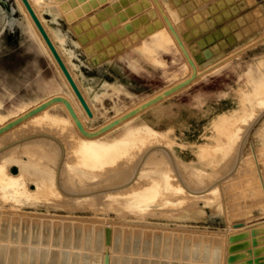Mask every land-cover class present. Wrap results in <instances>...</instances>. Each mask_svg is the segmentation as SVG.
<instances>
[{
    "label": "rangeland",
    "instance_id": "obj_1",
    "mask_svg": "<svg viewBox=\"0 0 264 264\" xmlns=\"http://www.w3.org/2000/svg\"><path fill=\"white\" fill-rule=\"evenodd\" d=\"M157 1L195 66V78L124 119L122 124L119 122L120 125L113 126L115 128L107 129V136L115 135L124 127L133 130L135 136L132 134L131 139L138 143V147L135 145L132 150L134 144H130L120 148L118 153L114 151L104 163V168L99 170L85 167L80 156L70 154L68 159L72 160L74 156L79 164L69 161L74 166L65 168L67 170L63 168L67 172L61 173L62 182L58 174L63 144L58 137L59 142L48 136H35L48 137L59 146L55 184L65 196L61 199L51 192H43L36 185L42 177L50 183L54 159L44 162L45 159L38 155L33 158L22 155V176L33 192L27 200L16 204L11 200L3 203L6 210L2 213L3 218L7 223L14 219V223L17 222L15 231L22 237L11 243L30 250L38 248L37 257L51 252L57 256L60 255L58 252L73 255L74 249L78 251L80 248L70 242L80 238L84 240L82 226L97 222L100 225L106 220L109 224L112 222L113 242L125 249L114 251L115 264L122 258L126 264H209V260H212L210 264H220L222 248L227 255L224 264H264V0ZM28 2L78 89L85 94L88 108L99 107L101 102L104 109L94 123L83 120L86 111L73 94L43 38L34 33L33 21L21 0H0V96L3 99L0 111L3 113L14 105L16 99L39 105L43 99L47 101L61 96L68 100L84 129L93 132L98 125L99 128L107 124L192 73L191 65L153 0ZM46 109L71 120L65 122L64 131L67 128L78 130L63 102L54 101ZM76 135L81 136L79 131ZM138 137H142L144 143L151 140L150 144H154L156 139L167 143L165 147L156 145L150 148L149 156L142 160L145 164H142V173L134 183L140 187L146 181L149 185L154 181L158 185L156 187L152 183L154 189L151 185V191L155 192L151 201L140 207L132 205L128 196H123L125 194L110 196L112 199L117 196L116 204L114 199L105 198L103 191L90 196L93 200L96 195L94 202L89 197L77 200L75 194L68 195L67 190L80 192L123 183L133 169L131 167L141 145L147 143L137 141ZM73 141L71 144L75 145ZM19 143L16 142L18 146L12 148L14 152H19ZM128 147H131L130 153L127 152ZM0 157V162L11 173L20 172L17 160ZM169 163L171 166L177 163L183 180L179 183L185 189L188 187L187 190H198L211 184L218 187L204 195L208 198L203 196L199 200H196L197 196L194 199L191 193H185L189 196H186L187 200L183 191L179 193L181 189L172 194L170 189L165 190L161 178L164 170L172 171ZM100 169H104L102 173ZM71 175L74 179H81L74 182ZM66 176H70L74 184L69 185L70 180ZM63 178L69 182L66 184ZM215 178H221L220 182ZM175 180V183L171 182L173 180L170 183L176 185L178 181ZM62 186L68 189L65 191ZM120 188L123 189L119 187V191ZM134 233L138 236L133 238ZM177 233L188 236V246L197 238L204 245L192 252L183 247L184 250L169 249L170 245H175L171 241ZM227 235L230 239L223 247L222 237ZM65 237L69 243L65 242ZM166 239L168 242L165 243ZM56 240L60 243L55 244ZM131 241L138 246L139 253H131ZM166 251L169 254H165ZM181 252L189 254L188 257L179 259ZM92 253H96V248L91 250ZM57 258L54 259L56 262L62 259ZM48 259L45 260L47 264ZM136 259L140 261L136 263Z\"/></svg>",
    "mask_w": 264,
    "mask_h": 264
},
{
    "label": "bare ground",
    "instance_id": "obj_2",
    "mask_svg": "<svg viewBox=\"0 0 264 264\" xmlns=\"http://www.w3.org/2000/svg\"><path fill=\"white\" fill-rule=\"evenodd\" d=\"M22 2V1H21ZM23 4V3H22ZM59 7V6H58ZM26 9V8H25ZM36 14V13H35ZM74 15V14H73ZM39 18V17H38ZM31 19V17H30ZM32 20V19H31ZM40 20V18H39ZM32 22V21H31ZM41 22V20H40ZM42 24V23H41ZM32 26H33V29H34V33L40 38L42 37L39 33V31L37 30L36 26L34 23H32ZM44 27V25H43ZM46 31V30H45ZM45 42V41H44ZM47 45V44H46ZM48 47V46H47ZM152 60V59H151ZM156 62V61H155ZM112 90V88H111ZM80 91V90H79ZM73 92V90H72ZM253 92V91H252ZM81 95L83 96L84 100H85V94L83 92H81ZM110 93V92H109ZM249 93V92H248ZM247 93V94H248ZM74 94V92H73ZM253 94V93H252ZM75 95V94H74ZM76 96V95H75ZM255 96V95H253ZM263 96V95H262ZM248 97V95H247ZM251 97V96H250ZM98 98V97H97ZM245 98V97H244ZM260 98V97H259ZM76 99L79 101V99L76 97ZM247 98H245V101H246ZM100 101V99H98ZM264 100V99H262ZM46 100H41V103L45 102ZM257 101V100H255ZM80 102V101H79ZM12 103V102H11ZM10 103V104H11ZM253 103H254V99H253ZM257 103H261V102H257ZM2 104H3V99L2 97L0 96V107H2ZM256 104V102L254 103ZM99 107H94V106H91L89 108V110L91 111V115H88L86 113V116L84 117V121H90L89 123H94L95 121V118L97 117V115L101 112H103V104L100 102L99 103ZM133 105V104H132ZM252 105V104H251ZM10 106V105H9ZM38 106V104H35V103H28L26 101H23L22 99H16V102L14 101V105H12L10 108H7L5 106L6 111H4L5 113H3V111L1 112L0 111V125H4L6 124L7 122H9L10 120H13L14 118L24 114L25 112H27L28 110L34 108ZM47 107V106H46ZM46 107H44L43 109L39 110L38 112L30 115L29 117L23 119L22 121H20L19 123L15 124L14 126L10 127L9 129L5 130L3 133H0V148H2L3 146L7 145L8 143H11L13 141H17L21 138H26L27 136H32V135H37V134H44V135H51L53 137H58V139L61 141V143L63 144V158H62V164L60 165V169H59V177L61 179V175L63 174L62 172H65L63 170V168H68V167H71L72 166V163L76 162L79 164V162L75 161L74 160V156H73V159H68L69 158V155L70 154H76L78 156L81 157V160L80 162L83 163L85 165V167H89L91 170L94 168H102L104 166V163L108 161V158H110L113 154L114 151H117L118 153V150L120 148H123V147H126L127 145H132L134 144V146L131 147H128V150L129 148H131L132 150L134 149L133 147H135V145H137L136 147H138V143L134 140L131 139V135L134 134L135 136V132H133V130H128L129 128L127 127H124L122 128L120 131H118L115 135H111V136H107V134L109 132L107 131H104V132H107V133H103V135H95V136H85L83 134L80 135H76V131H79V130H76L75 128H67L65 129L64 131V125H65V122H70L71 120L64 117V116H60V115H57V114H53V113H50L47 111ZM115 107V105H114ZM117 107V105H116ZM128 109V108H127ZM117 110V109H116ZM119 110V109H118ZM126 110V109H125ZM120 112V111H118ZM127 112V110L125 111ZM121 114L123 113V111L120 112ZM120 114V115H121ZM116 115V114H115ZM114 115V116H115ZM118 115V114H117ZM113 116V117H114ZM119 116V115H118ZM116 117V116H115ZM112 119V118H111ZM110 120V118H109ZM108 120V121H109ZM129 120V119H128ZM156 120V119H155ZM123 122V121H122ZM122 122L120 124H122ZM157 122V121H156ZM147 123V122H146ZM153 123V122H152ZM86 124V123H85ZM106 124V123H105ZM120 124H117V125H120ZM149 124V123H147ZM220 124V123H219ZM88 125V124H86ZM152 125V124H151ZM94 126V125H93ZM93 126H88L89 128L93 127ZM99 126V125H98ZM98 126H97V129H98ZM101 127V126H100ZM99 127V128H100ZM115 128V127H113ZM117 128V127H116ZM155 128V127H154ZM96 129V127H94V130ZM112 129V128H111ZM157 129V128H156ZM157 131L156 133H159V130H156ZM237 131V130H236ZM92 132V131H91ZM141 132V131H140ZM101 133V134H102ZM164 133V132H163ZM78 134V133H77ZM141 134H143L141 132ZM150 134V133H149ZM162 134V132H161ZM138 135V134H137ZM78 138H76V137ZM35 137V136H33ZM38 137V136H37ZM45 137V136H44ZM78 141H76V139ZM143 137H147V136H143ZM157 137V135H156ZM165 137V136H164ZM50 138V137H49ZM48 137L47 138H43V137H39V138H34V139H25L23 141H21L19 144H20V149H19V152H14L13 151V147H17L18 144H14V145H10L8 146L7 148H5L3 151L0 152V156H7L10 157L11 160H14V161H18V167H19V171L18 173L14 174V173H11L8 169H6V165L2 162H0V264H47V262L45 260L48 259V264H102V256L104 254V250L105 248L107 247L108 248V253H109V264H115L114 263V251L118 250V249H121L122 251H124V247L121 248V245L115 244V242H113V236H115V232L113 233L112 231V222L111 224L108 223V221L106 220H103V224H98L99 222H97V224H87V225H84L82 226V230L84 231L85 233V237H84V240H78L76 239V241H72L70 242L71 245L74 244V246H77L79 247L80 249L77 251L76 249H74L75 251L77 252H72L74 253L73 255L71 254H67V253H59L60 255L57 256V254L55 255V253L51 252L50 254H42V256H39L37 257V254L38 253V248H35L34 250H30V249H26V248H20L19 246H15L14 244H12L11 242L13 241H18V239L22 238L21 236H19V232L15 231L17 230V222L14 223V219H10V223H7L8 221H6L5 217L3 218V215L2 213L5 212L6 210H4V206H3V203L7 200H11V202H14V204L18 203V202H21L23 200H27L28 198H30L33 190L32 189H29L28 186H27V181L26 179L22 176V167H23V164L20 163V160H22V155L25 157V158H30L32 156L36 157V155L40 156L42 158L45 159L44 162H50L51 159H54V162H52L53 165H51V173H52V179L50 181V183H48L43 177L40 179L39 182H37V187L40 188V190H42L43 192H46V193H50L51 195L52 194H56L57 196H61V199L65 196L64 194H62L56 187V184H55V172H56V163H57V157H58V154H59V146L57 145V143H55L52 139H49ZM74 138V139H73ZM142 138V137H141ZM141 138H137L139 142H143V138L141 140ZM150 138V137H149ZM72 139V140H71ZM151 139V138H150ZM155 139V137H154ZM161 139V138H160ZM231 139V138H230ZM240 139V138H239ZM74 140V141H73ZM163 140V139H162ZM234 140V139H233ZM71 141V142H70ZM73 142H75L76 144H71ZM151 141V140H150ZM150 141L148 143V140H146V144L145 145H141V149H139L140 153H138L139 155L135 157L136 160H134L135 164H132L133 169H131V173L128 177H125L124 179H126L123 183L121 184H118V185H111V186H106V187H100V188H96V189H92V190H88V191H80V192H77L75 190H67V186H62L65 191L67 190L68 192V195L71 196V195H74L75 194V198L77 200H80L79 198H90V196L92 197L94 193L96 192H99V191H103L101 193L105 194L107 199L111 200L112 197L110 196H115L117 194L121 195V194H125L123 196H128L127 198L128 201L132 204V205H136V206H140V207H143V205H145L144 203L146 202H149L151 201L154 197H155V192H152L151 190L154 189V186L152 185V182L151 185L153 186V189L151 187V185L147 184V181H146V184H143V185H140L137 186L135 185L134 186V183L137 181L139 175L142 173V164L145 165L143 163V161L145 160L144 158L148 155L147 152L150 150L151 147L153 146H166V144L164 142H161V140L159 141V138H158V141L157 142V139L154 141V144H150ZM164 141V140H163ZM69 143V144H68ZM137 143V144H135ZM238 143V141H237ZM61 144V145H62ZM14 147V148H15ZM140 147V146H139ZM168 147V146H167ZM239 147V146H238ZM163 148V147H161ZM131 149L129 151H127L128 153L131 152ZM138 149V148H137ZM125 150V149H124ZM136 150V148H135ZM134 150V151H135ZM163 150V149H162ZM161 150V151H162ZM238 150V149H236ZM121 151V150H120ZM138 151V152H139ZM133 152V151H132ZM137 152V151H136ZM236 152V151H235ZM135 153V152H134ZM150 153V152H149ZM116 154V153H114ZM160 154V153H159ZM75 155V156H76ZM133 155V154H131ZM130 155V156H131ZM161 155V154H160ZM168 155V154H167ZM172 155V154H171ZM72 156V155H71ZM70 156V157H71ZM117 156V155H116ZM128 155V157H130ZM149 156V155H148ZM162 156V155H161ZM115 157V156H113ZM112 157V158H113ZM120 157V155H119ZM127 157V159H129ZM134 157V156H133ZM166 157V156H165ZM33 158V157H32ZM125 158V156H124ZM132 158V157H131ZM169 158V157H168ZM1 159V157H0ZM3 159V158H2ZM36 159V158H35ZM39 159V158H38ZM68 159V160H67ZM126 159V160H127ZM144 159V160H143ZM147 159V157H146ZM161 159V158H160ZM167 160V158H165ZM164 159V160H165ZM210 159V158H209ZM233 159V158H232ZM236 159V158H235ZM5 160V159H4ZM30 159H28L29 161ZM33 160V159H32ZM74 160V161H73ZM78 160V158H77ZM122 160V159H121ZM143 160V161H142ZM163 160V161H164ZM171 160V159H170ZM26 162V160H24ZM27 161V162H28ZM72 163H70V162ZM115 161V160H114ZM118 161V160H117ZM234 161V159H233ZM6 162V161H5ZM60 162V161H59ZM124 162V161H123ZM126 162H129V161H126ZM168 162V160H167ZM166 162V163H167ZM239 162V161H238ZM237 162V164H239ZM39 163V162H38ZM43 162L41 161V164ZM117 163V162H116ZM131 163V162H130ZM165 163V162H164ZM231 163V162H230ZM235 163V162H234ZM39 164V165H41ZM119 164V163H118ZM125 164V163H124ZM177 164V163H176ZM175 165L171 166L170 163V167H169V170H172L171 172H168L166 170H164L162 172V175H161V178H162V181L164 182L163 186L165 187V190L167 191V189L171 190L172 191V194L175 193V191L181 189V191L179 192L180 194L182 193H191L192 197L194 196H197L198 198L194 197V199L196 198V200L198 199L199 200V197H202L203 199V196L208 192L214 190V188H216V184H211V185H208L204 188H201V189H188V187L183 188V185H181L179 183L181 179V175H179V170L178 167ZM45 165V164H44ZM107 165V164H106ZM105 165V166H106ZM113 165V163H112ZM179 165V164H178ZM46 166V165H45ZM50 166V164H49ZM74 166V165H73ZM72 166V167H73ZM116 166V165H115ZM114 166V167H115ZM124 166V165H123ZM129 166V165H128ZM153 166V165H152ZM155 166V165H154ZM234 166V164H233ZM111 167V166H110ZM113 167V166H112ZM158 167V166H157ZM160 167V166H159ZM166 167V166H165ZM181 167V166H180ZM229 167H231V165H229ZM41 168V167H40ZM104 168V167H103ZM126 168V166H125ZM152 168V167H151ZM156 168V167H155ZM167 168V167H166ZM234 168V167H233ZM46 169V167L44 168V170ZM69 169V168H68ZM84 169V168H83ZM86 169V168H85ZM119 169V168H118ZM228 169V168H227ZM232 169V168H231ZM236 169V168H235ZM67 170V169H65ZM87 170V169H86ZM97 170V169H96ZM101 170H104V169H100ZM110 170V169H109ZM108 170V171H109ZM115 170V168H114ZM107 171V170H106ZM107 171V172H108ZM113 171V170H112ZM127 171V170H126ZM145 171V170H144ZM158 171V170H157ZM232 171V170H231ZM67 172V171H66ZM65 172V173H66ZM116 172V171H115ZM114 172V173H115ZM119 172V171H118ZM62 173V174H61ZM102 173V171H101ZM111 173V172H110ZM170 173L172 175H170ZM117 174V173H116ZM123 174V173H122ZM181 174V172H180ZM66 175V174H65ZM111 175V174H110ZM124 175V174H123ZM68 176V175H67ZM66 176V177H67ZM78 176V175H76ZM102 176H105L102 174ZM220 176V175H219ZM224 176V175H223ZM64 177V176H63ZM65 177V178H66ZM70 177V176H69ZM69 177H67L69 179ZM106 177V176H105ZM144 177V176H143ZM150 177V176H149ZM170 177H173L171 180V182L175 183V178L177 179L178 182H176L177 184L175 185H172V183H170L169 181V178ZM216 177V176H215ZM63 178V180L65 179ZM71 178L74 179V176L72 177L71 175ZM76 178V177H75ZM100 178V177H99ZM148 178V177H147ZM146 178V179H147ZM187 178V177H186ZM192 178V177H190ZM224 178V177H222ZM226 178V177H225ZM224 178V179H225ZM67 179V180H68ZM73 179H69L70 182L68 183L66 181V184L68 183L70 185V183H73L75 182V180H77L79 182V180L81 179H74V182H73ZM88 179V178H86ZM86 179L84 181H86ZM95 179V177H94ZM92 179V180H94ZM118 179V178H117ZM217 179V178H215ZM141 180V179H140ZM152 180H155V179H152ZM175 180V181H174ZM186 180V179H184ZM196 180V179H195ZM221 178L220 179H217V182L219 181L220 182ZM72 181V182H71ZM76 181V182H77ZM107 181V179H106ZM109 181V180H108ZM158 181V180H157ZM183 181V180H182ZM212 181V180H211ZM63 182V181H62ZM77 182V183H78ZM89 182V181H88ZM95 182V180H94ZM118 182V181H117ZM181 182V181H180ZM214 182V181H213ZM216 182V183H217ZM85 183V182H84ZM99 184H101L100 182H98ZM119 183V182H118ZM141 183V182H140ZM144 183V182H143ZM179 183V185H178ZM76 184V183H75ZM83 184V182H82ZM97 184V182H96ZM98 184V185H99ZM154 184V183H153ZM183 184V183H182ZM185 184V183H184ZM192 184V182H191ZM218 184V183H217ZM221 184V183H220ZM62 185V184H61ZM72 185V184H71ZM77 185V184H76ZM75 185V186H76ZM84 185V184H83ZM95 185V184H94ZM155 185V184H154ZM187 185V184H186ZM73 186V185H72ZM88 186V185H87ZM137 186V187H136ZM156 186V185H155ZM158 186V185H157ZM156 186V187H157ZM188 186V185H187ZM193 186V185H192ZM79 187V186H78ZM86 187V186H85ZM90 187V186H89ZM92 187V186H91ZM96 187V186H95ZM119 187H123L122 190H125V191H122L121 188H120V191H119ZM125 187V188H124ZM126 187H128V189H126ZM218 187V186H217ZM71 189H73V187L70 186ZM69 188V189H70ZM76 188V187H75ZM191 188V187H190ZM77 190V188H76ZM80 190V189H79ZM85 190V188H84ZM169 190V191H170ZM63 191V190H62ZM122 191V192H121ZM174 191V192H173ZM176 191V192H177ZM183 191V192H182ZM66 192V193H67ZM182 192V193H181ZM35 193V192H34ZM33 193V194H34ZM37 193V192H36ZM78 193H80V195H77ZM100 193V192H99ZM161 194V193H160ZM167 194V193H166ZM171 194V195H172ZM179 194V195H180ZM184 195L185 197L188 195ZM104 195V196H105ZM54 196V195H53ZM63 196V197H62ZM95 196L94 195V198H92L93 200H95ZM99 196V195H98ZM100 196H102L100 194ZM99 196V197H100ZM103 196V197H104ZM122 196V195H121ZM184 196H181L182 198H185ZM56 197V196H55ZM54 197V198H55ZM98 197V199H99ZM102 197V198H103ZM117 197V196H116ZM115 198L114 199V203H115V200H117ZM170 197V196H169ZM189 198V196H187ZM186 197V198H187ZM208 198L209 196H204V198ZM57 198V197H56ZM72 198V197H71ZM97 198V197H96ZM101 198V197H100ZM165 198V197H164ZM180 198V197H179ZM177 198V199H179ZM185 198V199H186ZM187 198V200H188ZM60 199V198H58ZM74 199V197H73ZM98 199H97V204L98 205ZM112 199V200H113ZM192 199V198H191ZM190 199V200H191ZM200 198V200H202ZM65 200V199H64ZM85 200V199H84ZM83 200V201H84ZM89 200V199H88ZM91 200V198H90ZM91 200V201H93ZM181 199H179L180 201ZM193 200V199H192ZM207 200V199H204V201ZM63 201V200H62ZM61 201V202H62ZM67 201V200H66ZM65 201V203H66ZM75 201V199H74ZM106 201V199H105ZM173 201V200H172ZM209 201V200H207ZM94 202V201H93ZM103 199H102V203H103ZM107 202V201H106ZM112 202V201H111ZM212 202V201H210ZM72 203V202H71ZM91 202H89L88 204H90ZM13 204V205H14ZM95 204H93V206H95ZM101 204V202H100ZM105 204V203H104ZM103 204V205H104ZM116 204V203H115ZM19 205V204H18ZM72 205V204H71ZM108 206V204H106ZM110 205V204H109ZM78 206V205H77ZM87 206V205H86ZM91 207V205H89ZM70 207V206H69ZM88 207V206H87ZM109 207V206H108ZM4 208V209H3ZM140 209V208H139ZM153 209V208H152ZM163 209V208H162ZM11 211V210H10ZM14 212V211H13ZM11 213V212H10ZM47 216H50L47 214ZM5 220V221H4ZM95 221V220H94ZM100 221V220H99ZM12 222V223H11ZM102 222V221H101ZM126 222V221H125ZM126 224V223H125ZM182 229V228H181ZM181 233H177V235L175 236V239L171 242H173V244L175 245H170L169 249H177L179 248L180 250H184L183 248H185V250H189V252L193 251V250H196L198 249L201 245L203 247L204 243L203 241L199 240L198 238L197 239H193V241L190 243L191 246H188V236L186 234H181ZM23 235V234H22ZM82 235V234H81ZM133 238L138 236L137 234H133ZM198 236V235H197ZM81 237V236H79ZM224 237V236H223ZM222 237V241H223V244L222 246L224 247V244H227L228 242L226 241L228 239H230V236L227 235V237ZM23 238H25L23 236ZM66 239L65 242H68L69 243V240L67 237H65ZM131 238V237H130ZM42 239V238H41ZM190 240V239H189ZM63 242V241H62ZM168 242V240L166 239L165 240V243ZM190 242V241H189ZM227 242V243H226ZM9 243V244H8ZM60 242H58V240L55 241V244H58ZM68 243H66L67 245H69ZM62 244V243H61ZM178 244V245H177ZM117 245V246H116ZM74 246H72L74 248ZM119 247V248H118ZM129 249L131 251V253H139V249H138V246L135 244V242H132L130 243L129 245ZM183 247V248H182ZM94 248H96V253H92L91 254V250H93ZM134 248V249H133ZM153 248V247H151ZM190 248V249H189ZM70 249V248H69ZM90 250V252L88 251ZM226 250V249H225ZM228 250V249H227ZM37 251V252H36ZM43 251V250H42ZM89 252L90 255L87 254V252ZM222 252V255H221V260H220V264L223 263V261L225 259H227V255H225V253L223 252L224 249L222 248L221 250ZM187 252V251H186ZM211 252V251H210ZM143 253H145V251H143ZM223 253H224V256H223ZM64 256H63V255ZM67 254V256L65 255ZM165 254H169V251H166ZM207 254V251L206 253ZM189 254H184L183 252H181L179 254V259L180 258H187ZM44 256V257H43ZM47 256V257H46ZM59 258H62L61 261L59 262H56L54 259H58L57 257ZM211 259H213V257L211 256ZM120 261L118 262V264H126L125 261H124V258L119 259ZM139 262L140 260H135V262ZM212 261V260H211ZM211 261L209 260V264L211 263ZM128 262V261H127ZM136 262V263H137ZM157 264V263H156ZM224 264V263H223ZM226 264V263H225Z\"/></svg>",
    "mask_w": 264,
    "mask_h": 264
},
{
    "label": "water",
    "instance_id": "obj_3",
    "mask_svg": "<svg viewBox=\"0 0 264 264\" xmlns=\"http://www.w3.org/2000/svg\"><path fill=\"white\" fill-rule=\"evenodd\" d=\"M24 7L26 8L29 16L31 17L33 23L35 24L37 30L39 31L40 35L42 36L43 40L45 41V43L47 44L53 58L55 59L57 65L59 66L61 72L63 73V75L65 76L66 80L68 81L70 87L72 88L74 94L76 95V97L79 99L81 105L83 106L84 110L86 111V113L88 115H91V111L89 110L83 96L81 95L77 85L75 84L73 78L71 77L69 71L67 70L63 60L61 59L60 55L58 54L57 50L55 49L53 43L51 42L49 36L47 35L43 25L41 24L39 18L37 17V15L35 14L34 10L32 9L30 3L28 2V0H21ZM153 2L155 3L159 13L161 14L164 22L167 24L171 34L173 35V37L175 38L179 48L181 49L183 55L186 57V59L188 60L189 64L192 67V73L191 75L182 80L181 82L176 83L175 85L169 87L168 89L164 90L163 92L157 94L156 96L150 98L149 100H147L146 102L142 103L141 105L125 112L124 114H122L121 116L115 118L114 120L108 122L107 124L101 126L100 128H98L97 130L93 131V132H88L84 129L83 125L81 124L80 120L78 119L77 115L75 114V112L73 111L70 103L68 102L67 99H65L64 97L61 96H54L52 98H50L49 100L39 104L38 106L28 110L27 112H25L24 114L14 118L13 120H10L9 122H7L6 124H4L3 126L0 127V133L4 132L5 130L9 129L10 127L14 126L15 124L19 123L20 121H22L23 119L29 117L30 115L38 112L39 110L43 109L44 107L48 106L49 104H51L54 101H61L63 102V104L65 105V107L67 108L72 120L74 121L77 129L79 130V132L85 136H95L98 135L104 131H106L107 129L113 127L114 125L118 124L119 122L123 121L124 119L136 114L137 112H139L140 110L146 108L147 106L161 100L163 97L177 91L178 89H180L181 87L189 84L194 78H195V66L192 62V60L189 58L187 51L185 50L181 40L179 39V37L177 36V33L175 32V29L173 28V26L171 25V23L169 22L167 16L164 14L161 6L159 5L157 0H153ZM33 136H48L54 140H56L57 142H59V140L56 137H53L51 135H44V134H37V135H32V136H27L26 138H21L17 141H13L11 143H8L7 145L3 146L2 148H0V151L3 150L4 148L15 144L16 142L31 138ZM102 264H109V253H108V248L106 247L104 250V254L102 256Z\"/></svg>",
    "mask_w": 264,
    "mask_h": 264
}]
</instances>
